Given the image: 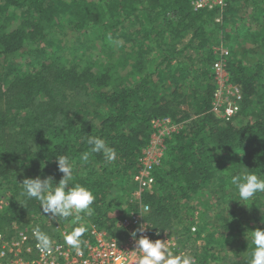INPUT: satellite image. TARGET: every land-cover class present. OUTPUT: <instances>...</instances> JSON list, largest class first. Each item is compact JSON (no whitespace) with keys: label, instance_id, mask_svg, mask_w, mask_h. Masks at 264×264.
<instances>
[{"label":"trees","instance_id":"trees-1","mask_svg":"<svg viewBox=\"0 0 264 264\" xmlns=\"http://www.w3.org/2000/svg\"><path fill=\"white\" fill-rule=\"evenodd\" d=\"M193 1L0 0V184L11 189L1 229L34 222L51 232L52 218L40 201L22 194L21 177H51L58 184L64 174L56 157L65 155L73 164L71 183L95 196L90 215L74 213L68 221L75 228L87 219L120 237L115 212L134 188L152 120L170 116L184 125L167 139L153 191L143 196L150 233L182 236L197 264H212L219 255L248 264L246 232L264 229V194L214 216L204 211L200 223L196 212L209 200L239 199L233 175L264 179V0H226L200 10ZM70 34L74 43L55 42H68ZM109 34L120 43H110ZM220 42L230 50V81L243 94L239 124L212 111ZM28 47L39 61L32 70L14 62L19 54L30 61ZM91 47L99 54L78 56ZM89 135L114 148L115 161L92 152ZM232 243L245 255L230 258Z\"/></svg>","mask_w":264,"mask_h":264},{"label":"built area","instance_id":"built-area-1","mask_svg":"<svg viewBox=\"0 0 264 264\" xmlns=\"http://www.w3.org/2000/svg\"><path fill=\"white\" fill-rule=\"evenodd\" d=\"M195 10L204 8L212 9L216 5H225L226 0H194ZM218 54L213 63L217 86L214 91L212 111L225 120L232 121L241 111V100L243 97L241 87L230 81L231 75L228 71L227 58L230 54L228 47L215 48ZM184 124L176 123L170 116L155 117L152 120V133L149 143L142 149L138 158V167L132 176L134 188L130 196H126L115 212L117 226L122 230L120 237L110 235L107 230L98 226L80 222V226L89 225L82 240L88 241L87 247H81V254L64 242V236L74 228L68 219L58 220L47 214L49 220L52 218L51 232L46 233L51 240L50 250H41L37 247L34 230L37 225L14 224L7 230L0 228V264H134L140 256L136 249V239L141 233L137 232L134 239L131 233L138 229L140 224H148L146 218L150 211V205L144 201V194L152 192L155 184L154 171L162 165L163 159L168 151L167 139L174 133L179 132ZM7 202L0 199V214ZM144 212L145 217L140 212ZM40 230V228H38ZM197 226L192 227L193 233ZM41 231V230H40ZM42 232V231H41ZM153 240L167 241L174 251L180 254L190 255L194 264L197 257L193 248L185 244L186 240L178 234H164L155 238L149 231V226L143 233ZM201 245V241H197Z\"/></svg>","mask_w":264,"mask_h":264},{"label":"clouds","instance_id":"clouds-1","mask_svg":"<svg viewBox=\"0 0 264 264\" xmlns=\"http://www.w3.org/2000/svg\"><path fill=\"white\" fill-rule=\"evenodd\" d=\"M110 43L119 44L120 41H113L111 34L107 37ZM87 144L91 146V151L101 153L106 163H111L116 159V150L110 147L104 139L99 136L89 135ZM82 159L88 161L89 154L84 153ZM58 169L64 175L59 183H53V179L48 177L25 178L22 184V194L29 199L40 201L45 214H51V217L64 220L71 217L74 213L79 218V214H91V205L95 196L92 191L79 183L73 181V164L69 157L60 155L56 157ZM231 184L236 188L239 194V200L247 204L257 194H264V179L259 178L256 174L244 172L233 175ZM70 185V186H69ZM140 212L145 217L144 212ZM150 224H140L138 229L131 235L135 239L137 232L141 233L136 239V249L139 250L140 256L134 264H194L190 255L180 254L160 239L153 240L143 233ZM86 228L83 226L75 227L70 233L64 236V242L74 248L77 254H81V247H87L88 241L82 240ZM246 238L251 245L250 258L248 264H264V229L256 228L246 232ZM34 236L37 240V247L41 250H50L51 240L46 233L41 232L38 228L34 230Z\"/></svg>","mask_w":264,"mask_h":264},{"label":"rangeland","instance_id":"rangeland-1","mask_svg":"<svg viewBox=\"0 0 264 264\" xmlns=\"http://www.w3.org/2000/svg\"><path fill=\"white\" fill-rule=\"evenodd\" d=\"M52 37H55V33L52 35ZM53 40V39H52ZM76 40H74V37L70 34L69 35V41L68 42H65L61 37H57V38H55V42L56 43H59V44H61L60 42H62L63 44H67V45H70V44H72V43H74ZM124 41V40H123ZM95 43H96V45L97 46H100V43L101 42H96L95 41ZM214 47H216V48H221V47H224L223 45H222V43L220 42L218 45H216V46H214ZM29 49H30V51L28 50V52H26V53H28V55H29V57H30V61L28 62V63H26L27 61L25 60V58H26V56H22L21 54H19L18 56H17V58H15L14 59V62H15V64L17 65V66H19V65H21V64H26V68H28V70H32L35 66H36V64H38V58H37V56H36V52H35V48H33V49H31L30 47H28ZM52 48V47H51ZM215 49V48H214ZM61 50H63V49H61ZM98 51H99V49H97V48H81L79 51H78V56L79 57H81V58H86V57H88L89 56V54H92V53H94V54H97L98 53ZM64 53L65 54H67V52H66V50L64 51ZM99 54V53H98ZM67 57H69V58H72V57H70V56H68V54H67ZM66 57V58H67ZM183 107H185L186 109L188 108V106H186V105H184ZM196 108H197V106H195ZM233 124L235 123V124H239L240 122L239 121H243V119L238 115L237 117H235L233 120ZM176 123H181V124H183V122H176ZM25 178H28V176L27 175H22V177H21V179L24 181V179ZM10 193H11V189H9V188H7L5 185H2V184H0V199H3V200H5L6 202H7V204L9 203V198H10ZM239 195V194H238ZM234 197H236V196H234ZM207 199H210V198H206L205 196H204V200H207ZM230 198H229V196H227L225 199H223V201L218 205V203L216 202V201H214V200H209L210 201V203H202L200 206H198V208H197V212H196V216H197V220H198V223H200V218H199V216L202 214V212H207V213H209V215H212L213 214V212H218L219 210H221V209H225V211L226 210H228V209H233V206H235V207H237V208H240V206L241 207H243L244 205H242L241 204V202L239 201V200H232L230 203H229V200ZM213 201V202H212ZM243 203V202H242ZM203 204H205V205H203ZM235 204V205H234ZM195 205H196V203H195ZM213 216H214V214H213ZM213 216L212 217H210V218H213ZM87 219H83V222H85ZM17 225V224H16ZM230 249L231 250H233L232 252L230 251ZM244 248H243V246L241 245V244H239V245H237L236 243H232L230 246H229V248H227V252H229V255H230V258H236V257H242V256H244L245 255V252H244ZM237 255H236V254ZM220 255H219V258L218 259H216L215 261H214V263L212 262V264H230V261L229 260H227V259H225V260H223V259H220Z\"/></svg>","mask_w":264,"mask_h":264}]
</instances>
